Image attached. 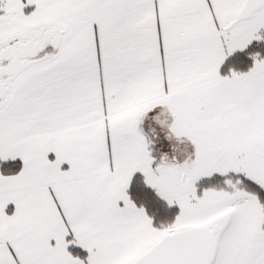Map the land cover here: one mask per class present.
Segmentation results:
<instances>
[{
	"label": "snow or ice",
	"instance_id": "obj_1",
	"mask_svg": "<svg viewBox=\"0 0 264 264\" xmlns=\"http://www.w3.org/2000/svg\"><path fill=\"white\" fill-rule=\"evenodd\" d=\"M0 264H264V0H0Z\"/></svg>",
	"mask_w": 264,
	"mask_h": 264
},
{
	"label": "trees",
	"instance_id": "obj_2",
	"mask_svg": "<svg viewBox=\"0 0 264 264\" xmlns=\"http://www.w3.org/2000/svg\"><path fill=\"white\" fill-rule=\"evenodd\" d=\"M132 194L135 196L137 195V189L135 186H133ZM146 203V210L149 214H152L156 209H160L161 212L164 211L163 206L159 201H156L155 198H149L145 201Z\"/></svg>",
	"mask_w": 264,
	"mask_h": 264
},
{
	"label": "rangeland",
	"instance_id": "obj_3",
	"mask_svg": "<svg viewBox=\"0 0 264 264\" xmlns=\"http://www.w3.org/2000/svg\"><path fill=\"white\" fill-rule=\"evenodd\" d=\"M157 201V200H156Z\"/></svg>",
	"mask_w": 264,
	"mask_h": 264
}]
</instances>
